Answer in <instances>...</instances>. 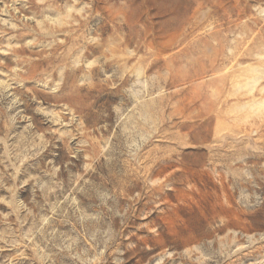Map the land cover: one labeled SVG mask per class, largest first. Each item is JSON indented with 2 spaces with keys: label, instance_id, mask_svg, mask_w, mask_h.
<instances>
[{
  "label": "rangeland",
  "instance_id": "rangeland-1",
  "mask_svg": "<svg viewBox=\"0 0 264 264\" xmlns=\"http://www.w3.org/2000/svg\"><path fill=\"white\" fill-rule=\"evenodd\" d=\"M0 264H264V0H0Z\"/></svg>",
  "mask_w": 264,
  "mask_h": 264
}]
</instances>
